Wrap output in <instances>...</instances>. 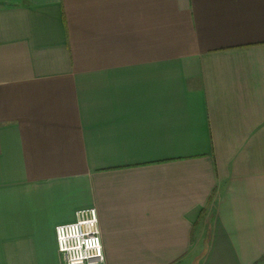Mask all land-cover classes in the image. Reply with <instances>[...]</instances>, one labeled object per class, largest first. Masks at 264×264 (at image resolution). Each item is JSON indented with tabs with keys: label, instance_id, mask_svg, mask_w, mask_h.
I'll use <instances>...</instances> for the list:
<instances>
[{
	"label": "crops",
	"instance_id": "0c3cea01",
	"mask_svg": "<svg viewBox=\"0 0 264 264\" xmlns=\"http://www.w3.org/2000/svg\"><path fill=\"white\" fill-rule=\"evenodd\" d=\"M264 264V0H0V264Z\"/></svg>",
	"mask_w": 264,
	"mask_h": 264
},
{
	"label": "built area",
	"instance_id": "2783aa9c",
	"mask_svg": "<svg viewBox=\"0 0 264 264\" xmlns=\"http://www.w3.org/2000/svg\"><path fill=\"white\" fill-rule=\"evenodd\" d=\"M61 264H104L95 209L75 212L74 221L55 227Z\"/></svg>",
	"mask_w": 264,
	"mask_h": 264
}]
</instances>
